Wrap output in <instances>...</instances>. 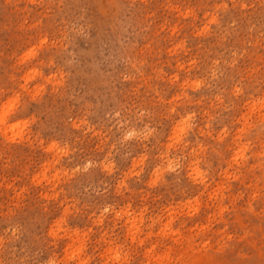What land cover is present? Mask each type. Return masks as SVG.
Here are the masks:
<instances>
[{"label":"rangeland","instance_id":"374dc122","mask_svg":"<svg viewBox=\"0 0 264 264\" xmlns=\"http://www.w3.org/2000/svg\"><path fill=\"white\" fill-rule=\"evenodd\" d=\"M0 264H264V0H0Z\"/></svg>","mask_w":264,"mask_h":264},{"label":"bare ground","instance_id":"6f19581e","mask_svg":"<svg viewBox=\"0 0 264 264\" xmlns=\"http://www.w3.org/2000/svg\"><path fill=\"white\" fill-rule=\"evenodd\" d=\"M257 104H258V103H257ZM5 113H6V112H5ZM2 118H3V117H2ZM1 122H2V121H1ZM6 125H7V124H6ZM11 126H12V125H11ZM175 127H177V125H176ZM175 127H174V128H175ZM55 226H56V225H55ZM55 226H54V227H55ZM50 230H51V229H50ZM59 230H61V229H59ZM50 232H51V231H50ZM54 233H55V232H54ZM53 236H54V235H53ZM69 244H70V243H69ZM71 244H72V243H71ZM69 246H70V245H69ZM76 247H77V250L80 249V248H78V245H76L75 248H76ZM70 248H71V247H70ZM79 252H80V251H79ZM116 253H117V252H116ZM110 254H111V253H110Z\"/></svg>","mask_w":264,"mask_h":264}]
</instances>
